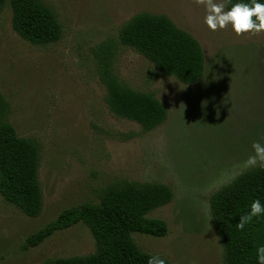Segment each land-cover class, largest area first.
Returning <instances> with one entry per match:
<instances>
[{"label":"rangeland","instance_id":"374dc122","mask_svg":"<svg viewBox=\"0 0 264 264\" xmlns=\"http://www.w3.org/2000/svg\"><path fill=\"white\" fill-rule=\"evenodd\" d=\"M42 1L63 28L52 43L22 38L9 0L0 12V91L8 121L40 144L43 190V209L35 217L0 193V264L93 253L95 240L84 223L28 250L21 244L62 210L99 201L101 189L123 179L165 183L174 193L149 213L168 223L167 235L133 233L141 249L170 264H224L210 198L251 168L246 161L253 142L264 144V31L237 35L230 25L211 31L196 0ZM140 12L165 14L196 37L205 57L198 81L186 84L164 74L121 43L122 26ZM110 39L119 81L155 95L168 109L154 129L145 131L108 106L94 48Z\"/></svg>","mask_w":264,"mask_h":264},{"label":"trees","instance_id":"16d2710c","mask_svg":"<svg viewBox=\"0 0 264 264\" xmlns=\"http://www.w3.org/2000/svg\"><path fill=\"white\" fill-rule=\"evenodd\" d=\"M8 0H0V12ZM12 25L17 33L34 44L59 40L63 28L52 8L42 0H9ZM238 0H225L229 9ZM248 3L249 0H244ZM255 19V17H253ZM123 45L137 50L161 72L186 84L198 81L205 71L200 42L179 28L167 15L150 12L135 14L120 30ZM116 43L103 41L94 48L97 70L106 86V100L116 115L138 122L149 131L168 117L166 105L155 95L139 91L119 81L113 59ZM9 104L0 91V193L29 216L43 209V190L39 179L40 144L20 136L7 119ZM172 188L161 182L123 179L99 192V201L85 202L62 210L42 228L30 233L21 250L36 247L59 230L86 224L95 240V251L87 255L57 257L43 264H170L169 260L141 249L133 233L165 236L168 223L149 213L173 199ZM264 204V168L251 167L216 190L210 198L213 223L224 246V264H257L256 248L264 244V215L239 229L240 215L252 200Z\"/></svg>","mask_w":264,"mask_h":264},{"label":"clouds","instance_id":"9594fccd","mask_svg":"<svg viewBox=\"0 0 264 264\" xmlns=\"http://www.w3.org/2000/svg\"><path fill=\"white\" fill-rule=\"evenodd\" d=\"M196 3L204 6L206 11L204 23L211 31L224 29L229 25L237 35L264 31V0H249L248 3L238 0L227 10L223 0H196ZM252 149L253 154L249 155L246 161L247 166L264 168V144L258 141L253 142ZM262 215H264V204L259 198L254 199L249 210L240 215L237 227L244 229L254 217L259 219ZM256 261L257 264H264V244L256 248ZM149 264H154V260L150 259ZM159 264L163 262L160 261Z\"/></svg>","mask_w":264,"mask_h":264}]
</instances>
